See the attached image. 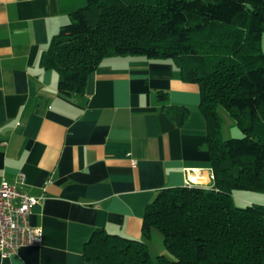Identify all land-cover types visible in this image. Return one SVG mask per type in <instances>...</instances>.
Wrapping results in <instances>:
<instances>
[{
  "label": "crops",
  "instance_id": "obj_1",
  "mask_svg": "<svg viewBox=\"0 0 264 264\" xmlns=\"http://www.w3.org/2000/svg\"><path fill=\"white\" fill-rule=\"evenodd\" d=\"M83 2L0 0V181L24 174L20 190L39 198L28 221L43 231L40 244L0 264H95L83 256L94 230L143 239L146 206L161 189L212 184L199 86L173 60L106 57L82 95L58 91L40 57ZM233 199L264 204V193Z\"/></svg>",
  "mask_w": 264,
  "mask_h": 264
},
{
  "label": "trees",
  "instance_id": "obj_2",
  "mask_svg": "<svg viewBox=\"0 0 264 264\" xmlns=\"http://www.w3.org/2000/svg\"><path fill=\"white\" fill-rule=\"evenodd\" d=\"M264 0H84L40 57L58 91L82 95L110 56L171 59L196 83L207 124L212 184L161 189L146 206L143 239L96 229L83 256L95 264H262L264 204H235V191L264 193ZM164 98L166 93L158 91ZM242 136L223 138L218 107ZM162 235L153 257L146 239Z\"/></svg>",
  "mask_w": 264,
  "mask_h": 264
},
{
  "label": "built area",
  "instance_id": "obj_3",
  "mask_svg": "<svg viewBox=\"0 0 264 264\" xmlns=\"http://www.w3.org/2000/svg\"><path fill=\"white\" fill-rule=\"evenodd\" d=\"M24 180V174L20 173L14 182L0 181V256L3 258L15 254L22 246L38 245L42 241V228L28 221L31 207L39 198L20 190Z\"/></svg>",
  "mask_w": 264,
  "mask_h": 264
},
{
  "label": "rangeland",
  "instance_id": "obj_4",
  "mask_svg": "<svg viewBox=\"0 0 264 264\" xmlns=\"http://www.w3.org/2000/svg\"><path fill=\"white\" fill-rule=\"evenodd\" d=\"M261 50L262 52H264V34H262V37H261ZM218 113L221 117V129H222L223 138L227 139V138H234V137L242 136V132L237 127L235 119L233 118V116L230 115V113L224 107L222 106L218 107ZM254 200H258V199L255 198ZM236 202H237V206L239 207L241 206L244 207L247 204L240 200H237ZM153 231H154V234L156 233V236L158 237V239L156 238V236H154L152 240H149L148 243H149V248L153 254L152 256L156 257V255L161 253L159 249L161 246L160 241L162 240V237H161V233L158 230H153ZM154 261H155V264H157L156 260Z\"/></svg>",
  "mask_w": 264,
  "mask_h": 264
}]
</instances>
